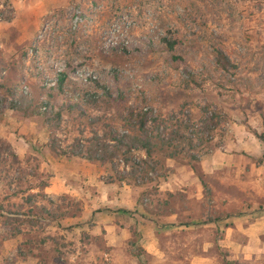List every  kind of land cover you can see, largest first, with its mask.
Segmentation results:
<instances>
[{
	"label": "rangeland",
	"instance_id": "obj_1",
	"mask_svg": "<svg viewBox=\"0 0 264 264\" xmlns=\"http://www.w3.org/2000/svg\"><path fill=\"white\" fill-rule=\"evenodd\" d=\"M22 1L0 0V203L13 209L24 204L23 210L28 209L25 197L31 192L24 190L14 196L7 183L18 169L10 151L19 156L27 172L24 189L42 181L50 184L53 174L45 166L47 156L80 158L53 152L49 145L52 129L45 117L24 116L12 109L7 86L29 91L35 98L52 87L56 104L77 101L81 89L103 92L106 87L112 96L103 94L98 106L92 105V112L107 115V121L119 129L124 127V107L129 106L151 105L165 118L192 117L199 123L205 112L217 111L220 128L214 140L200 146L201 160L195 163L205 173L206 188L190 165L175 159H167L166 166L159 170L163 176L150 170L148 175L156 180L144 185L130 180L111 182L117 170L129 169L123 160L115 171L110 164L92 161L101 172L98 175L94 168L96 184H90L87 199L98 194L99 183L114 185L113 190L101 188L99 193H114L115 197L122 194L119 201L114 198L96 209H122L140 215L142 211L154 222L157 218L162 223L190 221L186 228L159 233L161 244L172 258H182L179 264H187L184 257L207 253L203 245L212 240L209 253L217 254L221 264H229V252L218 241L223 235L220 220H206L214 209H239L242 213L255 202H264V171L253 172L251 166L264 163V154L254 157L237 152L243 154L235 159L241 162V170L235 166L207 172L204 166L232 136L254 137L264 146L255 134H264V0H66L59 6L38 8L29 7L35 0H24L25 6ZM164 37L177 39L174 49ZM219 50L228 55L233 67L222 68ZM63 71L68 74L66 85L77 82L75 87L67 86V92L56 88ZM88 74L97 80L82 83ZM64 118L70 121L71 116L65 114ZM67 124L69 132L60 136L67 134L71 140L77 131L70 122ZM136 153L146 156L143 150ZM261 175L263 179L259 180ZM46 189L55 199L64 194ZM167 191L178 193L170 206L176 209V219L169 218L175 214L170 213V207L162 211ZM71 196L82 202L84 210L85 201ZM38 201L41 203V197ZM156 204L159 211H153L155 215L149 210ZM81 214L63 220L66 230L59 229L56 221L40 219L32 226L22 218L24 221L15 226L22 232L14 237L8 236L11 226L5 225L0 216V264H20L26 256L38 258L41 264H111L110 256L104 255L107 249L89 246L90 238L103 245V234L91 237L86 231H75L77 222L72 221ZM130 229L134 256H143L149 264L151 256L137 246L141 236L137 225L132 224Z\"/></svg>",
	"mask_w": 264,
	"mask_h": 264
},
{
	"label": "trees",
	"instance_id": "obj_2",
	"mask_svg": "<svg viewBox=\"0 0 264 264\" xmlns=\"http://www.w3.org/2000/svg\"><path fill=\"white\" fill-rule=\"evenodd\" d=\"M163 40L169 48H175L177 39L172 40L164 37ZM218 59L223 69L228 70L233 67L230 58L222 50L218 51ZM67 78L68 74L66 72L59 73L56 88L60 92H67ZM96 80V77L88 74L84 77L82 83H92ZM76 83L73 82L69 86L75 87L74 84ZM69 86L68 88H70ZM50 88L51 90L42 91L39 98H35L29 91H20L13 85L7 86L6 91L7 97L11 98L9 105L12 109L22 112L24 116L45 117L52 129L49 142L50 149L56 154L69 157L76 156L97 161L104 165L110 164L114 171L116 167L118 168L121 165L120 161L123 160L129 166V169L125 172L117 170L116 175L111 177V182L130 180V183L135 185H144L156 180L148 175L150 170L157 172L158 176H163L158 173L159 170L166 166L167 159H175L177 162L190 165L200 177L203 186L207 187L205 173L198 169L195 163L201 160L199 150L202 147L200 146L205 142L214 140L215 131L220 128L221 123L217 111H212L211 114L205 112L206 116L199 123L192 117H189L188 120L183 116L165 118L163 114L154 110L151 105L129 106L124 107L126 112L123 119L124 127L119 129L107 121V115H97L92 112V110H95L92 105L98 106L99 99L103 97V94L106 93L109 97L112 96V93L106 87H104L105 91L103 92L99 89L93 91L89 88L81 89V93L76 97L77 101H67L61 104L54 102L55 95L52 87ZM43 90H45V87H43ZM7 97L4 98L5 101L8 100ZM65 114L71 116L70 121L64 118ZM67 122H70L71 127L73 125L75 131H77L76 136L71 140L67 134L63 138L60 136L61 132H69ZM255 134L264 142V134L257 131H255ZM8 148L11 150V145H8ZM138 150H143L146 156L137 155L136 151ZM10 152L18 164L14 178L7 182L13 190L12 194L18 196L24 190H29L31 193L25 197L27 210H23L24 204H20L19 209H13L0 203V216L4 219L3 223L11 226L9 237H14L22 232L20 226L15 227L16 222L24 221L22 218L29 221L32 226L38 224L40 219H46L48 223L56 221L59 226H62L65 218L76 217L81 214L83 204L79 199L68 193H64L55 199L45 192V188L49 186V181H42L34 186L30 184L24 189V178L27 172L23 168L19 156L14 151ZM36 188L39 191H32ZM166 194L165 204H161L164 207L162 211L167 210L166 207H170L172 201L178 195V193L172 191H167ZM40 197L41 203L38 201ZM157 208H159V205L156 204L155 208L147 210L153 212L157 211ZM168 209H171L170 213L176 212L174 207ZM239 213H241L239 209H214L209 213L206 222H217ZM155 221L157 224L167 227L191 224L190 221L162 223L158 218ZM227 263H232V261H227Z\"/></svg>",
	"mask_w": 264,
	"mask_h": 264
},
{
	"label": "crops",
	"instance_id": "obj_3",
	"mask_svg": "<svg viewBox=\"0 0 264 264\" xmlns=\"http://www.w3.org/2000/svg\"><path fill=\"white\" fill-rule=\"evenodd\" d=\"M23 1L21 5L25 6ZM64 1L66 0H35L29 7L59 6ZM256 142L254 137L247 139L244 136L235 135L228 138L221 147L207 158V163L204 166L205 170L214 172L223 168L231 169L235 166L238 167V170H241L243 166L241 162L236 160L238 156L243 154H237V152L248 153L254 157L264 154V146L261 147ZM47 157L45 166L53 174L50 184L47 186V192L56 195L68 193L85 201V209L81 216L72 221L77 222L74 225L75 231H86L91 237L104 235L103 245H99L94 238L89 239L91 240L89 246L92 249H107L108 251L104 252V255L107 253L110 256L111 264H145L143 256L136 257L132 252L130 226L135 224L141 235L137 246L151 256L149 264L180 263L182 258L174 257V255L172 258L169 252L166 251L165 244L164 246L161 244L159 233L167 234L171 230L186 228V225L160 226L149 216H143L145 213L143 214L142 211H139L142 215L138 213L132 214L130 211H126V213L122 209L100 211L96 209L97 205L103 202H113L114 198L118 202L119 199L117 198L122 196V194L115 197L113 196L114 193L112 195L99 193V191L102 192L101 188H110L109 191L115 188L114 185L103 186L99 183L98 194H94L91 199H87L90 184L94 185L96 179L94 168H97V174L99 175L101 172L100 167H97L94 162L83 158ZM246 166L244 165V168ZM251 166L253 172L262 174L264 171V163L260 165L254 163ZM262 179L263 176L261 175L259 180ZM91 204H93V207H91ZM124 204L127 203L124 202ZM121 214H125V216ZM169 218L176 219L177 214H172ZM218 224L223 234L218 240L219 245L229 252L227 259L232 261L229 264H236L239 261L246 264H264V202H255L242 213L224 218ZM59 229L66 230L62 226ZM212 245V240L206 241L203 245V252L207 253L194 254L190 258L186 256L184 257V262L187 264H221L217 254L214 252L209 253ZM20 264L41 263L34 256H26L20 261Z\"/></svg>",
	"mask_w": 264,
	"mask_h": 264
}]
</instances>
